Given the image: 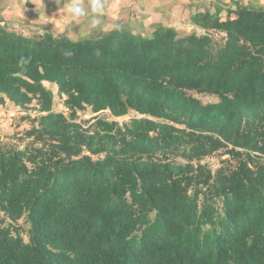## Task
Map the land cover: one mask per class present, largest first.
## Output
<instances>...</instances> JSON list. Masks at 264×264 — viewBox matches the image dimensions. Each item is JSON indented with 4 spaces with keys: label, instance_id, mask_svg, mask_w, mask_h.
<instances>
[{
    "label": "trees",
    "instance_id": "trees-1",
    "mask_svg": "<svg viewBox=\"0 0 264 264\" xmlns=\"http://www.w3.org/2000/svg\"><path fill=\"white\" fill-rule=\"evenodd\" d=\"M226 8L182 36L0 24V102L39 113L0 140V264H264V9Z\"/></svg>",
    "mask_w": 264,
    "mask_h": 264
},
{
    "label": "rangeland",
    "instance_id": "rangeland-1",
    "mask_svg": "<svg viewBox=\"0 0 264 264\" xmlns=\"http://www.w3.org/2000/svg\"><path fill=\"white\" fill-rule=\"evenodd\" d=\"M218 1L221 3V0ZM215 5L217 3L211 0H107L105 14L101 17L100 24L93 28L87 19L76 25H65L62 11L63 0L60 4L57 0H0V24L25 36L49 30L65 33L74 40L108 33L115 30L116 24H120L122 29H128L134 34L145 36H150L152 30L157 27H172L182 36L192 32L202 34L200 29L191 24L190 17L198 10H211L210 8ZM213 36L219 39L221 34L217 33ZM44 84L53 93V110L67 114L63 105L64 98L58 93L57 87L48 82ZM190 94L203 103L217 100L215 96L206 93L190 92ZM14 106L9 103L3 106L4 113L0 110L5 118L10 117L13 109L17 113V117H14L12 122L0 123V140L16 142L18 137L32 127L33 121L39 115L35 101L24 110ZM130 115L136 114L132 112ZM93 117L94 113L90 107H86L79 112L78 121L84 123ZM225 157L227 156L223 155L221 150L207 157L203 163L215 170L221 165V159ZM260 157H255V161L264 162V157L261 159ZM20 224L23 222L21 221Z\"/></svg>",
    "mask_w": 264,
    "mask_h": 264
},
{
    "label": "clouds",
    "instance_id": "clouds-1",
    "mask_svg": "<svg viewBox=\"0 0 264 264\" xmlns=\"http://www.w3.org/2000/svg\"><path fill=\"white\" fill-rule=\"evenodd\" d=\"M62 0H57L60 4ZM107 0H63V22L65 25H76L87 19L93 28L100 24L101 17L105 14ZM115 29H121L116 24Z\"/></svg>",
    "mask_w": 264,
    "mask_h": 264
},
{
    "label": "crops",
    "instance_id": "crops-1",
    "mask_svg": "<svg viewBox=\"0 0 264 264\" xmlns=\"http://www.w3.org/2000/svg\"><path fill=\"white\" fill-rule=\"evenodd\" d=\"M211 1L217 3V5L212 6V8H210L211 12H213L215 10L216 6H223L225 9H227L226 7H228L229 9H235V7L239 4L243 5V6L254 7V8H263L264 9V0H221V3H219L218 0L217 1L211 0ZM198 11H203V10H198ZM8 104H9L8 102H6V103L0 102L1 113L5 112V110L3 109V106H7Z\"/></svg>",
    "mask_w": 264,
    "mask_h": 264
},
{
    "label": "built area",
    "instance_id": "built-area-1",
    "mask_svg": "<svg viewBox=\"0 0 264 264\" xmlns=\"http://www.w3.org/2000/svg\"><path fill=\"white\" fill-rule=\"evenodd\" d=\"M15 109H13V111H11L10 112V117L9 118H5L4 116H2L1 114H0V123H5V122H12L13 121V118L14 117H17V113L14 111ZM19 113H21V111L19 112Z\"/></svg>",
    "mask_w": 264,
    "mask_h": 264
},
{
    "label": "water",
    "instance_id": "water-1",
    "mask_svg": "<svg viewBox=\"0 0 264 264\" xmlns=\"http://www.w3.org/2000/svg\"><path fill=\"white\" fill-rule=\"evenodd\" d=\"M111 118L114 119V120H117V121H122L124 119H127L128 118V115H123V116H115V115H112Z\"/></svg>",
    "mask_w": 264,
    "mask_h": 264
}]
</instances>
